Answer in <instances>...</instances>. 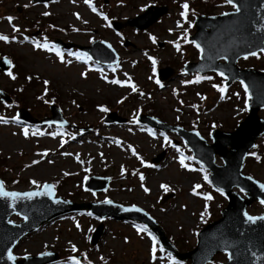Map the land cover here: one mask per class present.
Instances as JSON below:
<instances>
[{
  "label": "rangeland",
  "instance_id": "1",
  "mask_svg": "<svg viewBox=\"0 0 264 264\" xmlns=\"http://www.w3.org/2000/svg\"><path fill=\"white\" fill-rule=\"evenodd\" d=\"M50 1L47 7H43L42 4H32L31 0H0V34L10 36L8 42L0 41V52L15 57L20 64L21 76L23 71L35 73L59 90L63 100L73 95L76 100L83 99L86 106L81 104L78 107L70 100L59 102L62 104V115L76 126L70 131L67 128L60 130L53 125L27 127L23 121L22 124L9 121L15 116L13 112L21 103L31 108L35 114H46L47 106L35 96L40 92L41 85H35L33 90V87L29 89L28 86L24 90L27 91L25 95L22 94L23 102L10 105V110L6 112L1 109L0 178L4 187L23 191L33 189L40 183L58 182L56 196L62 198L69 197L77 202L104 201L107 198L125 206L136 205L160 224L179 250L185 252L191 249L195 244L197 231L207 220L219 217L220 209L225 206L226 201L212 189L200 191L207 172L187 163L189 159L181 151L184 146L179 141L180 138L172 133L155 130L154 133H149L145 125L136 122L135 116L140 108L149 110L154 117L166 123L181 122L183 127L196 130L208 141L214 128L234 129L237 122L246 115L243 106L245 99L238 83L225 89L221 98L218 90L221 80L218 77L198 78V84L193 85L188 83L189 77L176 72L162 81L164 88L161 89L154 83L157 67L155 65L153 71L152 61L148 58L152 57L162 67L169 61L177 64L183 56L197 59V52L192 49L185 54L184 47L186 51L189 48L187 44L183 46L181 41L185 32L190 30L194 14H217L228 11L231 7L217 5L218 2L215 6L205 5L199 0H152L156 5L168 7L164 17L145 31L136 32L126 27L115 32L106 23L109 17L102 11H107L114 20L123 21L126 17L140 13L149 0H125L127 5L116 0H106L101 6L102 11L95 6L93 0L91 5L94 6L91 7L85 0ZM185 2L191 3L192 13L181 18L180 5ZM16 9H20V12H16ZM44 12L50 14L46 19L51 18L50 29L42 26L29 29L28 21H35ZM6 17L13 18L11 23ZM178 22L180 27H177ZM13 26L19 29L17 33L12 31ZM34 34L39 37L40 44L44 39L56 38L78 44H89L96 39L105 40L119 55L120 61L113 69L97 70L94 67V70H88L83 59L76 57L75 52L65 53L63 59H56L51 50L36 48L34 44L29 45L23 40L24 35L31 38ZM12 36L15 37L14 40L10 39ZM149 37H153L155 42ZM125 41L130 45L124 47ZM176 44H179V49L174 46ZM256 64L264 67V55L238 62L241 68ZM81 72L84 73L83 76ZM113 79L124 83L112 84L110 81ZM129 81L136 87V95H132ZM35 83H38L37 78ZM214 84L217 85L216 88L213 87ZM11 85V76L0 73V89L7 90ZM106 104L108 111H115L119 117L124 118L122 125H105L102 122L108 111L102 112L100 106L104 107ZM1 106L3 105L0 104ZM4 114L12 116L9 118ZM258 114L264 117V110ZM25 128L27 136L22 131ZM81 128L89 130L82 131ZM42 139H49L53 145L42 142ZM174 140L177 143H173ZM260 142L263 143L264 140L261 139ZM262 146L264 145L258 146L256 156H252L248 163L249 156L246 158L243 172L264 183ZM163 149L166 152L164 160L157 168L151 166L150 158ZM257 156L259 160L256 159ZM181 159L186 165H181ZM34 160L37 163L33 164ZM3 163L7 165L3 166ZM216 163L220 164L221 161L216 158ZM85 168L88 169L87 172L84 171ZM87 174L108 176L111 179L110 185L101 192H85L81 186L82 179ZM65 176H69V180L60 183V179ZM142 184L149 189L147 193L141 187ZM162 184L168 186V191L161 187ZM196 184L200 185L196 190L198 195L192 193V187ZM170 192L174 196L160 205L159 198ZM206 195L212 198L205 200ZM207 203L210 208L205 212ZM202 212L203 218L200 215ZM247 212L250 215L264 214V206L252 203ZM11 220L17 222L19 217L12 216ZM97 224L96 220L87 219L83 214L59 216L25 238L14 253L19 257L52 250L66 256L74 245V254L82 255L80 261L85 254L94 264H173L169 256L159 250L155 257L150 255V244L156 238L149 231L138 232L137 229H142L141 227L120 221L103 220L105 234L96 247H91L89 236L92 227ZM225 259L224 254H218L210 264H217ZM61 264H68V261H61Z\"/></svg>",
  "mask_w": 264,
  "mask_h": 264
},
{
  "label": "water",
  "instance_id": "2",
  "mask_svg": "<svg viewBox=\"0 0 264 264\" xmlns=\"http://www.w3.org/2000/svg\"><path fill=\"white\" fill-rule=\"evenodd\" d=\"M233 3L237 5L239 11L213 18H198L196 21L198 32L191 38L199 45L202 60L192 70L202 73L208 70L219 71L228 79L227 84L239 79L245 84L251 96V112L235 132H215L212 137L215 142L207 148L203 147L204 141L198 137L192 142L190 139L188 141L195 155L212 171L210 175L212 184L224 191L229 201L228 207L222 212V218L208 225L199 234L196 249L181 255L182 258H191L192 264H205L218 251L229 254L227 264H264V219L259 217L255 221H247L244 215V208L251 201L264 200V189L240 173L246 151L252 147L255 138L264 132V120H260L256 115L257 110L264 107V73L258 74L251 69L240 71L235 67L239 57L264 48V0H233ZM162 12V8L151 7L146 9L142 16L128 19L127 23L145 27ZM206 27H209V31L205 30ZM87 50L99 60L109 62L101 59L96 47L92 46ZM220 58L225 59L226 63L218 64L217 60ZM5 61V59L0 61V68L8 67L9 63ZM145 121L151 124L148 120ZM226 146H229V149H226ZM215 153L223 159L225 163L223 167L214 165ZM233 187L246 192L247 200H242L232 192ZM40 192L45 193V190ZM54 201L53 191L51 197L46 193L31 198L0 197V264H14L13 260L8 259L9 250H12L21 237L54 216L46 211L48 209L46 207ZM80 207L75 204L69 205V209ZM12 213L20 215L24 221L19 224L9 222L8 217ZM142 220L164 241L161 231L147 216ZM100 233L101 227L94 233L93 242Z\"/></svg>",
  "mask_w": 264,
  "mask_h": 264
},
{
  "label": "snow or ice",
  "instance_id": "3",
  "mask_svg": "<svg viewBox=\"0 0 264 264\" xmlns=\"http://www.w3.org/2000/svg\"><path fill=\"white\" fill-rule=\"evenodd\" d=\"M225 2L231 4L232 7H233L234 9H236L237 11H239V9L237 8V5H236L235 3H233V0H225ZM85 3L88 4L90 7L92 6V5H91V0H85ZM46 6H47V5H46ZM180 7H181V9H182V11L179 13L180 17H181V18H186V15H187V11H188L189 5L185 2V3H182V4L180 5ZM92 10H93V11H96L95 8H92ZM225 14H226V13H222V15H225ZM42 15L47 16V15H49V13H48V12H44V13H42ZM74 15H75V14H74ZM77 18L79 19L78 16H77ZM5 19H7V20L11 23V21H12L13 18H12V17H6ZM189 26H191V25H189ZM177 27H180L179 22L177 23ZM74 30H75V29H74ZM12 31H13V32H17V31H19V29H18L17 27L13 26ZM149 38L152 39L153 42H155V39H154L153 37H149ZM12 39L14 40L15 37L13 36ZM25 39H28V37H25ZM8 40H9V37H8V36L3 35V34H0V41L8 42ZM33 44H34V46H35L36 48H46V49H48V50H52V48H53V46H50L47 42H45L44 44H40V43H36L35 41H33ZM174 46H175L177 49H179V44H176V45H174ZM197 47H199V45H197ZM260 51L264 52V48H261ZM248 54H249V55H252V56H256V55H257V53H256L255 51L250 52V53H248ZM57 55H58V56L60 55L59 51H57ZM148 58H149V60L152 61V64H153V71H155L156 61H155L152 57H148ZM246 58H247V56H245V59H246ZM5 62H6V63H10V62H8L7 60H6ZM8 75H9V76H12V73L9 72ZM83 75H84V73L81 72V76H83ZM220 75L223 76V73H220ZM13 78H15V77H13ZM110 82H111L112 84H123V83H124L123 81L116 80V79H113V80L110 81ZM157 83H159V81H157ZM241 83L243 84V82H241ZM44 84L47 85V84H48V81L45 80V81H44ZM129 86L131 87V89H132L133 92L136 91V87H135L134 85L131 84V81H129ZM213 87L216 88L217 85L214 84ZM218 90H219V92L221 93V98H223V93H224L225 89H224L223 87H220ZM245 95H247V89H245ZM119 102H120V101H118V103H119ZM245 108H247V100H245ZM100 110H101L102 112H106V111H108V109L105 108V107H103V106H100ZM2 119H3V117H0V120H2ZM12 119L15 120L16 117H12ZM132 122L134 123L135 120H133ZM22 131H23V134H24L25 136L28 135L27 128L23 129ZM165 140H167V137H165ZM253 147L255 148L256 146L253 145ZM45 154H46V153H45ZM133 155H136V153L133 152ZM250 155H252V156H256V154H255L254 152H253V153H250ZM137 159H140V158L137 156ZM256 159L259 160L260 158L257 156ZM32 163L35 164V163H37V161L34 160ZM141 163H143L142 160H141ZM180 163H181L182 166H184L183 159H181ZM84 171L87 172L88 169L85 168ZM122 171H123V168H122ZM65 175H68V173H65ZM140 178H141V180L144 179L143 176H141ZM205 179H207V177H205ZM31 182L34 183V184L36 183V181H31ZM141 187L143 188V190H144L146 193L149 191V189L146 188V187H144L143 184L141 185ZM161 187H162L165 191H168V186H167V185H163V184H162ZM260 187H261L262 189H264V184L260 185ZM43 188H44V190H45V193H46L47 195H49V197H51L53 186H52V185H49V184H47V183H45V184L43 185ZM198 188H200V185H199V184H196V185H194V186L192 187V193H193L194 195H198V193H197V191H196ZM217 190L220 191V194H221V195H224V193H223L222 190H220V189H217ZM45 193H41V192H37V191H32V192H8V191H5V190H4L3 182H0V197H12V198H14V199H15V198H31V197L38 196V195H42V194H45ZM211 198H212L211 196H207V195L204 197L205 200H210ZM260 202H261L262 204H264V200H261ZM103 203L111 204L112 201L106 198V199L103 201ZM132 207H133L134 210H136V211H140V209H139V208H136L134 205H133ZM125 210H128V209H125ZM206 211H207V204H205V212H206ZM89 215H90V213H89ZM200 215H201V218H203V216H204V212H202ZM244 215H245L247 221H255V220L257 219V217L250 216V215H248L247 213H245ZM260 219H264V217H260ZM77 227H79V225H77ZM142 230H144V229H139V228L137 229L138 232H139V231H142ZM154 239H155V238L153 237V240H154ZM72 251H74V252L76 251V248H75L74 245L72 246ZM152 251L155 252V248H153ZM45 254H46V253H41V255H45ZM8 259H9V260H13V259H14V256L12 255V252H11L10 250H9V252H8ZM69 259L73 261V264H79V262L76 261L75 257H69ZM169 259H172V258H171V254H169ZM173 264H177V262L173 261Z\"/></svg>",
  "mask_w": 264,
  "mask_h": 264
},
{
  "label": "bare ground",
  "instance_id": "4",
  "mask_svg": "<svg viewBox=\"0 0 264 264\" xmlns=\"http://www.w3.org/2000/svg\"><path fill=\"white\" fill-rule=\"evenodd\" d=\"M111 88V87H110ZM112 90H114L115 88H111ZM42 142H44L45 140H41ZM45 142H50L52 145H53V143L48 139V141H45ZM40 171V170H39Z\"/></svg>",
  "mask_w": 264,
  "mask_h": 264
}]
</instances>
